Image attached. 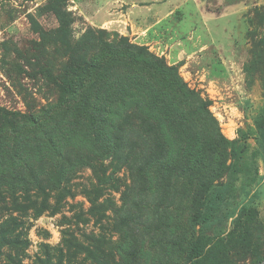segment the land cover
<instances>
[{
  "label": "rangeland",
  "instance_id": "1",
  "mask_svg": "<svg viewBox=\"0 0 264 264\" xmlns=\"http://www.w3.org/2000/svg\"><path fill=\"white\" fill-rule=\"evenodd\" d=\"M122 41L174 66L207 103L209 123L198 124L206 148L211 127L236 139L264 104V63L251 87L244 71L254 51L264 53V0H0V128L3 111L20 126L33 112L54 115L67 97L60 83ZM119 65L120 74L134 68ZM127 151L77 166L62 184L67 193L46 184L2 188L8 240L0 264H183L199 232L228 234L243 206L259 211L250 242L231 243L223 258L264 264V158L259 181L201 224L198 176L147 173ZM229 163L225 156L216 182L226 180Z\"/></svg>",
  "mask_w": 264,
  "mask_h": 264
},
{
  "label": "trees",
  "instance_id": "2",
  "mask_svg": "<svg viewBox=\"0 0 264 264\" xmlns=\"http://www.w3.org/2000/svg\"><path fill=\"white\" fill-rule=\"evenodd\" d=\"M119 63L134 68L120 74ZM263 63L264 53L257 50L244 65L249 87ZM73 72L75 80L60 83L67 97L61 95L54 115L33 112L20 126L2 112L6 125L0 128V190L46 184L58 194L67 193L62 184L69 172L125 147L134 160L145 161L147 173L198 176L193 195L203 202L194 220L206 224L226 202L259 181L264 104L252 124L238 130L236 139L227 140L211 127L212 141L206 148L209 138H202L201 126L210 120L207 103L174 66L145 48L124 41L116 47L107 45L101 55L82 61ZM225 156L230 159L226 180L216 182L227 167ZM258 216L257 208L243 206L228 234L199 232L183 264H227L223 255L230 244L248 245ZM7 240L0 229V246Z\"/></svg>",
  "mask_w": 264,
  "mask_h": 264
}]
</instances>
